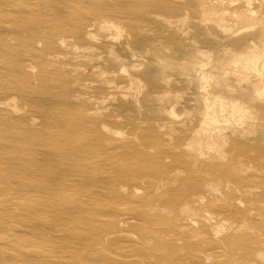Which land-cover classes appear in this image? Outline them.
<instances>
[{"label": "rangeland", "instance_id": "1", "mask_svg": "<svg viewBox=\"0 0 264 264\" xmlns=\"http://www.w3.org/2000/svg\"><path fill=\"white\" fill-rule=\"evenodd\" d=\"M148 3L153 8L118 4L132 21L171 7L176 16L187 10L195 19L181 31L165 22L148 25L144 33L153 32L158 45L154 55L129 56L120 65L107 47L115 39L113 28L103 18H90L87 6L76 4L56 18L44 7L58 8V0H0V75L9 82L0 80V264H195L197 257L205 264H263L257 254L264 252V107L251 102L261 109L251 133L192 131L200 129L205 91L199 83L218 74L220 65L261 51L264 34L254 31L252 44L236 48L240 36L229 38L198 22L197 0ZM87 23L89 33L81 30ZM116 27L126 39V19ZM133 35L142 41L139 32ZM227 43L235 49L224 48ZM201 48L212 55L198 53ZM252 57L262 64L261 55ZM160 60L188 62L191 83L169 69L163 86ZM164 91L180 95V104H159ZM216 112L222 127L240 115ZM13 121L16 128L8 130ZM110 135L127 139L130 147L115 148ZM65 136L74 139L73 147L59 144ZM211 141L221 146L223 158L199 157L197 149L208 152ZM189 178L198 193L206 191L204 201L190 192L176 200L178 194L167 188L174 180L189 184ZM207 182L218 192L204 187ZM253 184L261 186L252 198L245 189ZM168 221L174 234H168Z\"/></svg>", "mask_w": 264, "mask_h": 264}, {"label": "bare ground", "instance_id": "2", "mask_svg": "<svg viewBox=\"0 0 264 264\" xmlns=\"http://www.w3.org/2000/svg\"><path fill=\"white\" fill-rule=\"evenodd\" d=\"M47 1L48 0H46V2ZM106 1L107 0H58V5H59L58 8H46V7H44V11H46L47 13L52 12V16L58 18L59 14L62 10L73 11L76 4L77 5L81 4L83 6H87L88 9H91L93 11L92 12L93 16L90 18H92V19H97V17L103 18V20H104L103 22L104 23L107 22L113 28V30H114L113 36H115L114 37L115 39L113 42H111L109 44L107 43V47H108V51H109V57H111L112 59H115V61H117L118 64H120V65L123 64V62H125L123 59L128 58L129 56H132L135 58L143 57L146 55V53H152L153 54L154 51H156V49H158V45L153 44L154 37L151 35L153 32L151 34L150 33L148 34L147 32L144 33L146 30H148L145 28V27H148V25H151L152 26L151 28L154 29V28H157L159 26H162L163 22H165L167 24V26L173 25L172 27H174V25H175V27H176L177 25H179L180 27L176 28V30L178 29L179 31H181V29L184 28V26L187 24L188 21H190L191 19H195V17H192L187 10H184L183 12H181V14L176 16V13H178L177 9H174L171 7V8H168L167 11L156 12L153 10V11H150L149 13H143L142 18H138L137 21L136 20L132 21V20L128 19L129 15H127V13L122 12V10L119 9V7L121 8V5H119L118 3L121 0L110 1L111 3H107ZM125 1H126V3L130 4V6L137 5V4H143L144 6H146V8H153V5L148 3V2H152L153 0L152 1H150V0H125ZM197 2L199 3V7H200L199 16L197 19L198 22L200 24H203L205 26V28H207V25H209V24L213 25L215 28L217 27L222 32L226 33L229 36V38L240 36V37H238V40L235 43H233V45L236 48L239 46L242 47V45L244 46L247 44H252L253 41L250 39V37L252 36L254 31H258L259 34H262V36L264 34V0H256V2L254 0H197ZM188 5L189 6L191 5L190 2H189V4L186 3V6H188ZM124 9H125V11H128L127 7H125ZM76 16H78V14ZM81 18H84V17L81 16ZM123 18L126 19V29H127V35H128V37L126 39H124L125 35L122 34V32L124 30L121 31L120 29H118L119 27H116L119 24H121ZM6 19H3L1 17V20H6ZM117 20H120L121 22L119 24H115V21H117ZM93 21H95V20H93ZM186 26H188V25H186ZM89 27H90V25L87 23L83 26V28L81 30L89 33V31H87V29ZM188 27H186V28H188ZM144 28H145V30H144ZM168 28H169L168 29V31H169L170 27H168ZM135 30L137 31V34L139 32V35H141V37L143 38V39L141 38L142 41H140V40L137 41L136 39H134L133 32H136ZM155 31H156V29H155ZM163 31H165V30H163ZM182 33H184L183 30H182ZM160 35H161V33H160ZM164 36H166V35H164ZM122 44H124V46L126 44V46H128L130 51L129 50H128L129 52L126 51L122 47ZM233 45L227 43L223 47L226 48L227 50L228 49L233 50V49H235V47H232ZM223 47H222V49H223ZM174 48L175 47H173V49ZM176 52H178V51H176ZM197 52L200 54L202 53L203 56H205L208 53H210L212 55V53L209 52L208 49L207 50L202 49V48L197 49ZM255 54L261 55L262 64L257 63L259 58L252 57V55H255ZM151 58L154 59V56ZM160 61H162V62L159 63V66H160L159 75L161 76V83L163 86L166 87L168 85L166 78L169 77L168 73H167V70H169V69H172V71H174V72L176 71L177 75L179 77H181L185 81H188L191 83V74H190L191 71H189V68L191 66L189 65L188 62H185L183 60L184 62H181V63L177 62L175 64H172L171 62H164L163 60H160ZM197 65L199 66V64H197ZM176 66H178V68H175ZM204 66L205 65L201 64L199 66V68L202 69V67H204ZM218 69L220 70V72L218 74H214L212 72L208 75V77L206 79H204L205 81H202L201 83H199V86L202 89V91L203 90L205 91V92L203 91L204 93H203V95H201L203 101H202L201 121L199 122L200 129H198L196 132L195 131H192V132L204 133V132L208 131L207 127L213 128V131H212L213 133L223 132L224 130H229V131L235 132L237 130V131H240V133H242V135H245L246 133L253 132L257 128L253 123L259 121V118L257 116H258V112H261L260 111L261 109L257 110L256 108H254L251 102L257 101L261 104L262 107H264V48H262L261 51L258 48V51L256 50L253 54H251V56H249L247 58L244 57L242 59V61L238 62L237 60H233V62L229 63L228 65H220L218 67ZM112 75H113L112 76V78H113L114 74H112ZM3 77H5V76L0 75V80L3 82H8ZM112 78H110V79L112 80ZM167 79H169V78H167ZM243 85L245 86V88L243 87ZM190 86H191V84H190ZM209 86H214L216 88L214 91H212L213 93L207 92L206 89ZM173 88L177 90L178 84H175L173 86ZM174 93H176V92L167 93L164 91L162 95H160L159 97L157 96L158 101H160L159 104H163L162 102H164V104L165 103L166 104L172 103L173 105H176V106L179 105L181 97H180V95L176 97L174 95ZM177 93H179V92L177 91ZM182 93H184V92H182ZM182 93H180V94H182ZM171 94H172V96H170ZM167 108L168 107H165V109H167ZM216 109H218L220 111H224L225 109H230L231 112H233V113L238 112V113H240V115L234 121L228 120L234 124L227 125V126L225 125L222 127L219 124L220 123L219 120L215 116L217 113ZM120 110L123 114L126 113L129 115V113L127 112V108H126L125 104H121ZM188 114H190V113H188ZM187 116H185V117H187ZM129 119L132 120V117L130 115H129ZM115 121L112 123L110 129L107 130L109 132V134H111V132H112L111 131L112 127L113 126L115 127V125H117L115 123ZM132 127L133 126H131V130H132ZM169 127L172 130V127L170 125H169ZM15 128L16 127H15L14 121L9 122V124H7L8 130L14 131ZM255 136L258 137V135H255ZM118 137H119V135H118ZM208 138H210L211 140L215 139V137H213L211 134L208 136ZM110 140L112 142V145L115 146V148H119V149H121L122 147L131 145V143L129 141H127V139H117V138H113L111 135H110ZM59 141H60L59 144L60 145L62 144V148H65V144H67L69 147L74 146V139L73 138L71 139L70 137L65 136V137H62V139ZM260 142L264 143V135L262 136V138H260ZM207 150H208V152H204L199 147L197 149L199 157H206L207 159H213V160H214V158L220 159V158L224 157V154L222 153V150H221V146H219L218 143H215L213 141L209 142L208 146H207ZM253 150L257 151L259 149L257 147H255V149H253ZM209 153H211V154H209ZM257 153H259V152H257ZM68 159H70V156L68 157ZM13 160L14 159H11L9 161V163H13ZM261 161H264V158H260V162ZM261 164H262V162H261ZM239 165L241 166V169H240L241 172L245 173V171L243 172L245 164L242 162ZM236 170H237V168L234 169V171H236ZM261 170L263 171V169H261ZM241 172L238 174L241 175L242 174ZM227 175H228V173H227ZM188 181H190L191 183H189V184L181 183L179 186H177L176 180H174V182H170V185L167 188L170 189L172 192H175L176 194H178V196L176 197V200H178L179 198L183 197L186 194H189V192H190V193L194 194V195H192V198L196 199L199 197L198 198L199 201H201V202L204 201L205 197H206V191L204 193L203 192L198 193L199 191H196L197 185L195 184V181L192 178H189ZM205 186L207 188L212 189V191H214V192H218L217 191L218 186H216L212 182L205 183L204 187ZM260 186L253 184V187L252 186L247 187L245 189V192H246L245 194L248 197H252V198L259 196L257 194L258 191L256 190L257 191L256 192L253 189L254 188L255 189L260 188ZM196 192H197V194H195ZM175 203L176 202H174L173 204H175ZM260 205H261V207L264 206L262 203ZM211 206H214V204ZM248 207H250V206H248ZM253 207L251 206V208H253ZM183 208H186L185 210H187V204H184ZM171 209H173V205H171ZM245 210H247V209H245ZM263 211L264 210H262L261 212H263ZM261 212H259V213H261ZM248 216H249V214H248ZM259 217H260V215H259ZM166 224L167 225L165 227L167 230H169L168 234H170V233L174 234V228L172 227V221H168ZM159 233H160V229H153V234L155 236L158 235ZM219 233L220 232H216V234H219ZM202 235L205 236V234H202ZM193 239H196V238H193ZM184 245H186V244H184ZM184 245H182V246H184ZM207 245L215 246V243L207 241L206 246ZM244 255L248 258L250 257L251 253H249L248 248H247L246 252L244 253ZM235 258H237V257H235ZM257 258H259L262 261V263L264 264V252H259L257 254ZM202 260L203 259L197 257V262L195 264H205V262H203ZM213 264H222V262L220 261V262H216Z\"/></svg>", "mask_w": 264, "mask_h": 264}]
</instances>
